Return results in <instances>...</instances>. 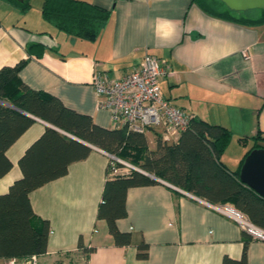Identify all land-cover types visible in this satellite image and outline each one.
<instances>
[{
	"label": "crops",
	"instance_id": "1",
	"mask_svg": "<svg viewBox=\"0 0 264 264\" xmlns=\"http://www.w3.org/2000/svg\"><path fill=\"white\" fill-rule=\"evenodd\" d=\"M86 1L109 11L94 40L69 36L41 16L33 21L13 2L0 0V68L22 61L19 77L26 86L110 128L107 111L97 108L92 73L118 79L145 54L153 55L171 70L160 82L163 97L196 118L228 128L231 138L219 159L229 171L240 172L245 157L258 148V132L264 145V23L224 20L205 13L194 0ZM29 2L42 7L43 0ZM33 119L6 151L12 166L0 176V194L21 176L20 157L49 126ZM152 132L149 149L155 148L161 128ZM91 148L64 176L29 193L33 212L49 224L47 251L33 255L34 264H235L244 250L245 264H264V240L213 208L223 205L161 179L127 189L126 216L115 224L131 242L115 243L105 220L97 218L109 157ZM141 240L148 245L144 259L137 257ZM12 259L0 258V264Z\"/></svg>",
	"mask_w": 264,
	"mask_h": 264
},
{
	"label": "trees",
	"instance_id": "2",
	"mask_svg": "<svg viewBox=\"0 0 264 264\" xmlns=\"http://www.w3.org/2000/svg\"><path fill=\"white\" fill-rule=\"evenodd\" d=\"M9 1L21 13L30 7L29 0ZM194 1L205 13L224 20L264 23V8L249 16L247 12L227 8L220 0ZM41 12L43 19L58 30L87 40L96 39L109 16L107 9L86 0H43ZM22 63L0 68V176L12 166L6 156L7 149L33 123L31 116L58 130L50 126L44 128L18 161L21 176L0 194V258L22 261L46 253L49 224L33 212L29 193L64 176L72 162L87 157L92 150L90 146L211 203L230 205L264 229V197L242 183L239 172L229 171L219 159L231 138L228 128L191 115L188 126L180 131L176 141L163 142L158 135L155 148L149 149L145 132L130 131L126 126H100L91 116L66 107L59 98L26 86L19 77ZM258 138H261L260 132L254 136V147H264ZM113 166L122 164L108 160L97 218L105 220L115 243L129 244L131 235L119 231L115 224L117 219L126 216L127 189L151 185L157 180L134 169L114 175ZM79 248L83 252L89 250L80 241ZM147 248V243L141 240L137 257L146 258ZM245 262L244 250L241 260L235 264Z\"/></svg>",
	"mask_w": 264,
	"mask_h": 264
},
{
	"label": "built area",
	"instance_id": "3",
	"mask_svg": "<svg viewBox=\"0 0 264 264\" xmlns=\"http://www.w3.org/2000/svg\"><path fill=\"white\" fill-rule=\"evenodd\" d=\"M248 58V53H244ZM171 74L164 60L145 54L138 66L118 79H111L105 73L95 71L90 84L97 95V108L108 111L113 126H126L128 130L146 132L151 128H161L163 142H173L184 130L191 115L165 99L160 82ZM108 157L122 164L113 166L112 174H126L136 166L113 155ZM113 162H111L112 164ZM213 208L240 224L252 237L264 240V230L247 220L235 208L223 205ZM7 264H34L31 260L18 262L15 258Z\"/></svg>",
	"mask_w": 264,
	"mask_h": 264
},
{
	"label": "water",
	"instance_id": "4",
	"mask_svg": "<svg viewBox=\"0 0 264 264\" xmlns=\"http://www.w3.org/2000/svg\"><path fill=\"white\" fill-rule=\"evenodd\" d=\"M21 1V0H19ZM227 8L234 11H247L252 9H263L264 0H220ZM9 105L8 103H5ZM25 113V112H24ZM32 118L34 116H31ZM50 127L58 130L56 127L47 124ZM74 139H77L73 137ZM79 140V139H77ZM80 142L90 146L88 143L79 140ZM92 147V146H90ZM141 173L149 176L152 179L160 180L156 176L137 169ZM239 180L254 190L257 194L264 197V147L254 148L245 157L239 172Z\"/></svg>",
	"mask_w": 264,
	"mask_h": 264
},
{
	"label": "rangeland",
	"instance_id": "5",
	"mask_svg": "<svg viewBox=\"0 0 264 264\" xmlns=\"http://www.w3.org/2000/svg\"><path fill=\"white\" fill-rule=\"evenodd\" d=\"M242 12H247L245 14H249V15H255V14H257L256 13L257 9H252V10H247V11H242ZM28 14H30L29 16L31 17V19L33 21H36L37 19H39L40 16L42 17L41 3L38 2L36 4V2H34V3L31 2L29 9L23 13V15H28ZM101 110H104V109H101ZM105 111H107V110H105ZM107 113H108V111H107ZM108 117H109V114H108ZM107 120H108V123H110V124L112 123L110 120V117ZM145 134L147 136L148 144L150 146L154 145V135H153L152 130H147Z\"/></svg>",
	"mask_w": 264,
	"mask_h": 264
}]
</instances>
